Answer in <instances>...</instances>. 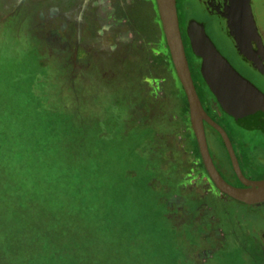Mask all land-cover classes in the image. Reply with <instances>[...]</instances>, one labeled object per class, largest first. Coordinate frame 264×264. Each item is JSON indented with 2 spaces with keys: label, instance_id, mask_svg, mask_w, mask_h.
<instances>
[{
  "label": "rangeland",
  "instance_id": "1",
  "mask_svg": "<svg viewBox=\"0 0 264 264\" xmlns=\"http://www.w3.org/2000/svg\"><path fill=\"white\" fill-rule=\"evenodd\" d=\"M225 3L207 20L219 53L234 58ZM251 5L263 24L264 0ZM169 56L156 0H0V147L18 153L17 168L42 185L38 197L63 188L66 206L82 213L86 229L75 222L61 233L85 237L83 264H264L250 227L240 243H220L218 230L192 227L188 211L165 213V173L194 177L189 104ZM91 62L97 75L80 76ZM158 143L165 172L149 150Z\"/></svg>",
  "mask_w": 264,
  "mask_h": 264
},
{
  "label": "flooded vegetation",
  "instance_id": "2",
  "mask_svg": "<svg viewBox=\"0 0 264 264\" xmlns=\"http://www.w3.org/2000/svg\"><path fill=\"white\" fill-rule=\"evenodd\" d=\"M223 1L224 0H175V5L180 35L192 82L204 113L212 121L203 120L210 157L216 170L226 182L234 186H245L246 181H255L264 178V126L263 128L246 127L241 122L235 120V118L227 112L221 101L217 99L202 75V68L206 74V68L208 66L206 62L208 49L214 47L216 50L220 51L212 37L213 33L207 17L216 15L213 6L215 4L223 5ZM192 20H195L197 26H195L192 31L187 32L188 26ZM55 27L60 38L63 37L66 40V36L61 33L64 27L62 20L59 21ZM225 28L228 33L226 21ZM106 34L107 33L104 32L103 37L106 36ZM230 38L234 45L231 36ZM253 46H255V44H253ZM73 50L74 46H69L67 49L68 54H73ZM223 55L240 74L248 77L256 86L264 91V73L256 68L250 60L243 56H234V59L232 56ZM83 57L84 56H73L72 59L74 62L82 61L85 59ZM258 57L264 66V56ZM99 70L97 63L91 62L89 66L81 68L79 73L80 76L85 72L97 75ZM116 73L117 72H114V74ZM181 89L186 97L182 85ZM186 128L187 133L185 135L186 137H184L187 138V143L191 147L190 155L188 156L189 158L194 157L191 166L194 168L192 171V173L194 172V177L192 179L190 176L187 179L185 176H181L182 180L178 182V185L184 189L191 190L194 198H199L203 194H208L211 200H214L220 207L219 218H214L212 209L203 207L199 219L209 221L205 227L218 230L219 233V225L223 223L221 221L222 219L224 221L222 225L226 226L229 224L235 225V223L238 222L240 224L241 234H246L245 231L250 227L259 234L261 241L264 243V201L256 204H247L224 192L220 193L203 162L199 143L192 128V124H188ZM220 128L223 130L225 136H223ZM177 137H182V134H177ZM153 151L154 155L160 156L163 149L160 148V144L158 143L155 144ZM168 176L170 175L168 174ZM221 200L222 202L232 200L238 205L239 212L238 214L236 213V220L231 218L230 210ZM174 203L180 205V198H175ZM253 217L259 219L257 224ZM199 219L196 218V216H192L191 218V220L195 221Z\"/></svg>",
  "mask_w": 264,
  "mask_h": 264
},
{
  "label": "water",
  "instance_id": "3",
  "mask_svg": "<svg viewBox=\"0 0 264 264\" xmlns=\"http://www.w3.org/2000/svg\"><path fill=\"white\" fill-rule=\"evenodd\" d=\"M225 2L223 15L236 49L264 73V66L258 57L264 56V44L255 24L250 0H225ZM156 4L169 54L188 100L192 128L209 175L217 188L227 195L247 204L263 202L264 178L246 181L245 186H234L226 182L216 170L208 151L203 127L204 119L212 121L201 107L188 69L175 0H156ZM206 56L207 79L224 107L246 115H253V112L264 109V95L235 71L218 50L212 47L208 49ZM220 130L225 136L223 130L221 128Z\"/></svg>",
  "mask_w": 264,
  "mask_h": 264
},
{
  "label": "trees",
  "instance_id": "4",
  "mask_svg": "<svg viewBox=\"0 0 264 264\" xmlns=\"http://www.w3.org/2000/svg\"><path fill=\"white\" fill-rule=\"evenodd\" d=\"M19 158L17 152L0 147V264H83L85 237L61 233L65 225L75 227V222L86 229L82 213L66 206L63 188L60 197L47 192L46 197H38L42 185L27 181L17 168ZM91 240V245L98 243L96 237ZM18 243L25 248L21 255Z\"/></svg>",
  "mask_w": 264,
  "mask_h": 264
},
{
  "label": "crops",
  "instance_id": "5",
  "mask_svg": "<svg viewBox=\"0 0 264 264\" xmlns=\"http://www.w3.org/2000/svg\"><path fill=\"white\" fill-rule=\"evenodd\" d=\"M250 3H251V0H250ZM251 9H252V5H251ZM252 13H253V17L255 20V24H256L258 33L260 34L262 43L264 44V23L259 25L256 21V17H255V14L253 12V9H252ZM235 49H236V47H235ZM236 51L239 54L237 49H236ZM239 56H242V55L239 54ZM222 57L224 59H226V61L233 67V65L230 63V61L225 56L222 55ZM244 58H246V57H244ZM233 69L235 71H237L234 67H233ZM240 75L246 81H248L253 86H255L264 95V91L261 90L258 86H256L248 77L243 76L242 74H240ZM225 109L227 110V112L231 116H233L235 118V120H237L238 122H241L246 127H251V128L261 127V128H263V126H264V109L257 110L256 112H253L254 113L253 115H246L245 113L239 114V112L238 113L234 112L235 110H233L231 108L228 109L225 107ZM152 141H153V139H152ZM149 150L151 152V157L153 158L154 157V151L152 150V147H150ZM157 157H158L157 158L158 161L155 160V162L157 163L155 165V167H157V169L159 171L165 172V170H167V168L170 164L164 165V166L162 165V167H161L160 164L158 163L161 157H159V156H157ZM149 159H150V156H149ZM154 159H156V158H154ZM174 170L177 173L179 172L177 169H174ZM168 174L169 173H165V175H164L165 179L167 180V185H168L167 189L164 190L166 192V195H165L166 196L165 197L166 212L165 213L167 214V217H168L169 213H171V214L175 213L177 215H180V214H182L183 210H187L192 216H196V218L199 219L200 212L203 209V207L212 209V213L214 214V218L220 217L219 205L216 204L214 200L212 201L208 194H203L199 198H197V197L194 198V196H192L191 190L184 189V188L180 187V185H178V182L182 180L179 176H178L179 179L178 178L174 179L173 175L171 173L169 174L170 176H168ZM220 193H222V191H220ZM178 197L181 200L180 205H177L174 203L175 198H178ZM221 202H222V200H221ZM222 203L227 205L230 202L223 201ZM227 207H228V205H227ZM228 209H229V207H228ZM230 212H231V216H232L231 218L233 220H236L237 214L239 212V207L236 203H235V207H232ZM221 221L224 223L223 219ZM207 222H209V221L199 219V220L193 222L192 227L203 229V227L205 228V225L207 224ZM223 223H221L219 225L220 234L222 236L220 239V243H222L223 240H226L227 238H232L236 242L240 243L238 241L239 237L241 236L240 224L238 222H236L235 225L229 224L228 226H226V225H222Z\"/></svg>",
  "mask_w": 264,
  "mask_h": 264
}]
</instances>
